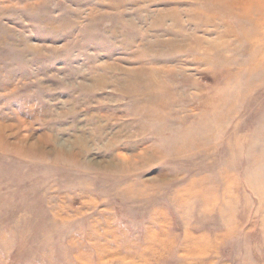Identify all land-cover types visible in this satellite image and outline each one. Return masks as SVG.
Wrapping results in <instances>:
<instances>
[{"label":"rangeland","instance_id":"1","mask_svg":"<svg viewBox=\"0 0 264 264\" xmlns=\"http://www.w3.org/2000/svg\"><path fill=\"white\" fill-rule=\"evenodd\" d=\"M0 264H264V0H0Z\"/></svg>","mask_w":264,"mask_h":264}]
</instances>
